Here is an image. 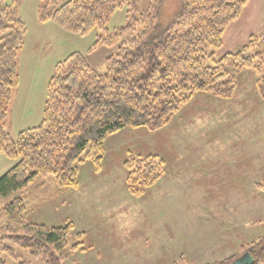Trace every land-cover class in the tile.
<instances>
[{"label": "trees", "instance_id": "obj_1", "mask_svg": "<svg viewBox=\"0 0 264 264\" xmlns=\"http://www.w3.org/2000/svg\"><path fill=\"white\" fill-rule=\"evenodd\" d=\"M25 1L0 0V155L17 161L0 178V198L48 177L55 179L57 195L78 189L81 165L91 161L97 172L102 170L111 136L127 128L158 132L197 94L231 100L247 70L257 74L264 99V35L251 36L221 59L214 52L223 47L227 29L251 0H175L167 20L163 15L169 0H150L146 9L143 0H42L39 22L52 21L74 34L108 31L111 16L123 6L126 23L96 42L94 49L118 45L106 59L105 73L93 69L80 53L59 62L48 84L43 120L13 137L4 124L19 81L18 56L27 32L21 17ZM123 166L135 197L146 195L166 175V162L156 155L131 153ZM28 203L19 197L0 210V264H28L19 261L22 255L15 248L29 251L38 264H63L73 224L29 222ZM82 235L73 251L83 246ZM247 252L254 264H264V236L214 264H231ZM176 264L187 263L181 257Z\"/></svg>", "mask_w": 264, "mask_h": 264}, {"label": "rangeland", "instance_id": "obj_2", "mask_svg": "<svg viewBox=\"0 0 264 264\" xmlns=\"http://www.w3.org/2000/svg\"><path fill=\"white\" fill-rule=\"evenodd\" d=\"M149 2L150 0H143L142 8L146 9ZM41 3L42 0H26L21 9V17L26 23L27 32L24 47L18 56L19 81L13 91L4 124V130L13 137L24 130L38 126L43 120L48 84L59 62L74 53H80L87 58L93 69L105 73L106 59L117 52L118 45L94 49L96 42L100 38L107 37L108 32L126 23L127 8L123 6L111 16L107 24L108 31L95 29L89 35L82 36L68 32L52 21L40 23L38 9ZM175 8V0H169L168 15L165 12L163 17L166 20L170 19L172 16L170 14ZM233 32L230 31L226 35L223 47L214 51L216 59H221L240 48L239 44L236 46ZM256 94L259 97L258 89H254V95ZM254 95H251V98H258ZM206 96V94H197L167 127L158 132L127 128L111 136L105 144L106 155L102 170L97 172L91 161L81 165L78 189L57 195L55 179L48 177L42 182L30 184L28 188L13 196L1 197L0 210L15 198H26L29 202L27 215L29 222L49 227L72 223L74 229L69 236V247L62 254L63 264H143L144 262L149 264L161 236L163 242L171 243L175 241L176 226L178 228L176 233L179 235L186 228L187 222L191 225V219L187 220L185 215L181 216L182 214L193 211L196 216L197 212L205 214L208 211L223 216L220 222L232 221L231 216L234 214L235 206L239 205L235 203L234 197L238 188L200 185L202 164L207 165V160L203 161L202 140L204 136H208V133L217 136L218 132L228 131L225 123L229 125L232 123L234 129L235 122L231 121L233 119H228L227 122L231 123H227L224 118L230 115H242L248 108H253V103L248 105L242 103L240 99L236 100L239 102H232L211 96L222 103L220 105L215 103L212 108L204 109ZM225 115L227 117H224ZM218 120L221 121L220 124ZM217 124L223 127L218 128ZM249 127V123L246 122L235 123L236 132L244 133L238 136L242 141L244 136H247ZM131 153L159 156L166 162L169 175L167 180L172 178L171 175L173 177L177 175L179 180H187V176L190 179L196 177L197 181H194L197 185L171 187L170 184L160 183L146 195L135 197L128 189L127 172L123 166ZM259 153L261 157L264 156V150H260ZM217 156L215 155V159L211 160L212 164L221 162L225 166L240 164L238 167L230 168L236 169L237 173H244V168L249 165L245 164L243 158L233 161L227 154H224L223 158ZM261 157L258 159L259 162L262 160ZM16 163L17 161L0 155V178ZM225 173L228 174L230 171ZM262 194L264 196V192ZM246 204L241 202V206L245 209ZM262 215L264 213L259 214ZM211 221L216 222L217 219L194 217L193 225L201 226L204 222L213 224ZM3 224L2 221L0 237L3 236L1 232ZM262 230L264 224L253 226L250 231ZM81 233L83 246L73 251L72 246L79 242L78 235ZM15 250L22 255L20 262L38 264L29 251L25 252L19 248ZM9 264H17V262L11 261Z\"/></svg>", "mask_w": 264, "mask_h": 264}, {"label": "crops", "instance_id": "obj_3", "mask_svg": "<svg viewBox=\"0 0 264 264\" xmlns=\"http://www.w3.org/2000/svg\"><path fill=\"white\" fill-rule=\"evenodd\" d=\"M230 31H234L233 39L236 46L239 44L240 47L245 45L251 36L264 35V0H251L241 18L229 26L225 38ZM257 78L256 73L251 70L243 72L239 76L238 89L234 98L226 100L239 102L236 100L240 99L244 104L252 105L253 103V108H248L242 115H230L228 118H224L226 122L232 118L231 121L235 123H249L250 127L247 136L243 138L244 140L242 141L241 137L238 138L244 133L236 132L235 123H233V129L231 122H227L231 123L230 125L225 123L228 131L218 132L217 136L208 133V136H204L202 140L203 161L207 160V165L206 163L202 164V183L200 185L238 188L234 197L235 203L239 205L235 206L236 209L231 216L233 220L220 222L223 216L214 215L208 211L205 214L197 212L196 216L193 211L182 214L181 216L185 215L187 220L191 219V225H188L187 222L186 228L179 235L176 233L178 230L176 226L175 241L173 240L171 243L163 242L161 236L160 243L155 246V253L150 258L149 264H176L181 257L185 258L187 264H214L237 254L243 243H250L264 236V230L250 231L253 226L264 224V215H262L263 217L259 216L264 213V196L262 194L264 190L259 189L260 186H264V156L261 157L259 153L260 150H264V99L260 94L259 97L257 94L254 95V89H258ZM251 95L258 98H251ZM206 97L204 109L212 108L215 103L218 105L222 103L210 95ZM218 123L220 124L221 121L218 120ZM219 124H217L218 128H222L223 126H219ZM224 154H227L233 161L237 158L245 159V164L249 165L243 167L244 173H237L236 169H230L238 167L240 164L225 166L222 162L211 163V160L215 159V155H218V158H223ZM259 157L262 158L260 162L258 161ZM226 171H230V173L227 174ZM168 176L166 168V175L160 183L170 184L171 187L184 186L185 184L197 185L196 177L190 179L187 176V180H179L177 175L174 177L171 175L172 178L167 180ZM242 188L245 189L242 190ZM241 202L247 203L246 209L241 206ZM194 217L217 219V221H211L213 224L204 222L201 226H194Z\"/></svg>", "mask_w": 264, "mask_h": 264}, {"label": "water", "instance_id": "obj_4", "mask_svg": "<svg viewBox=\"0 0 264 264\" xmlns=\"http://www.w3.org/2000/svg\"><path fill=\"white\" fill-rule=\"evenodd\" d=\"M231 264H254V259L250 253H245Z\"/></svg>", "mask_w": 264, "mask_h": 264}]
</instances>
